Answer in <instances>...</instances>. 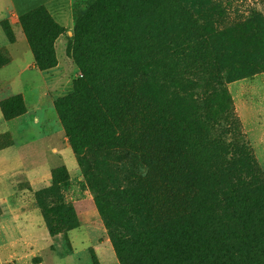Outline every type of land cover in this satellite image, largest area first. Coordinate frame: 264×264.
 <instances>
[{
    "label": "trees",
    "instance_id": "trees-1",
    "mask_svg": "<svg viewBox=\"0 0 264 264\" xmlns=\"http://www.w3.org/2000/svg\"><path fill=\"white\" fill-rule=\"evenodd\" d=\"M209 3L210 0H161L155 39H165L176 25L185 37L199 28L207 36L217 23L201 22L199 17H193V11ZM143 9V5L137 8L139 13ZM19 24L32 50L35 67L43 72L53 68V44L62 28L44 7L22 15ZM119 38L122 42L116 56L123 58L127 38ZM171 40L165 39L166 44ZM140 44L129 47L137 59L145 46ZM102 49L100 58L106 55ZM145 52H155L150 43ZM100 58L97 65L79 67L84 78L73 83L70 94L55 99L54 108L77 165L93 192L118 264H238L242 254L233 245L238 240L246 242L242 246L247 250L251 245L257 248L255 252L264 261V205L253 199L264 191V181L246 174L244 164L253 163L250 152L246 148L236 152L229 147L228 161L238 158L242 166L220 169L209 197L202 189L201 177L206 173L189 153V138L195 132L200 135L206 151L222 145L221 137L209 131L210 119L188 118L185 123H189V128L182 127L158 103L146 102L136 81L139 74L136 77L123 62L111 67L105 58ZM4 62L0 59V66ZM145 70L143 76L148 81L150 72ZM168 105L171 108L173 102ZM181 105L189 109L186 99ZM0 109L6 120L25 112L19 95L1 101ZM60 168L53 172V183ZM37 204L42 209L38 201ZM62 208L55 214L69 231L77 225L64 219L71 209ZM227 209L232 215H226ZM43 218L50 233L48 220ZM230 218L249 225L237 228L234 221L225 222Z\"/></svg>",
    "mask_w": 264,
    "mask_h": 264
},
{
    "label": "rangeland",
    "instance_id": "rangeland-1",
    "mask_svg": "<svg viewBox=\"0 0 264 264\" xmlns=\"http://www.w3.org/2000/svg\"><path fill=\"white\" fill-rule=\"evenodd\" d=\"M141 5L143 13L137 10ZM161 5V0H73V24L67 30L60 29L64 52L60 46L55 48L57 39L53 44L55 66L57 59L61 63L56 75L64 74L63 60L68 58L75 71L73 83L82 80L84 73L79 67L97 65L103 48L106 55L101 58L106 59L108 66L123 62L136 77L139 74L136 81L146 102L158 103L174 115L182 127L189 128V123H185L188 118L210 119L209 131L221 137L222 145L206 151L200 135L195 132L189 138V153L197 167L206 173L201 177L204 193L211 196L220 169L242 166L238 158L231 163L228 161L231 157L229 147L236 152L246 148L253 159V163L244 164L246 174L253 180L260 177L264 181V30L260 27L264 28V0H210L203 9L195 8L193 17H199L204 23L210 20L217 23V27L211 28L205 37L202 28L192 30L188 38L176 30V25L171 28L174 32L165 37L166 41L172 39L168 45L165 39H155L154 26L159 20ZM202 35L203 38L197 40ZM119 36L127 38L128 48L123 58L116 56L122 42ZM148 43L155 52L146 54ZM139 44L145 46L141 58L137 59L129 47ZM166 48L171 51L168 53ZM239 49L241 52L237 54ZM259 51H262L260 55ZM143 64L146 66H139ZM144 70L150 72L148 81L143 76ZM167 73L170 76H165ZM73 83L66 95L72 92ZM185 99L189 109L181 105ZM170 102L173 106L166 107ZM72 160L76 159L70 156L67 164L72 173L60 168L54 175L53 185L35 195L42 205L43 217L48 220L53 248L63 256L61 264H118L93 192L77 161L73 164ZM253 199L264 205V191ZM62 207L71 209V214L64 219L77 226L83 224L71 234V241L67 237V226L58 222L55 214ZM226 215H232L230 209L226 210ZM227 220L225 222L234 221ZM229 225L231 223L226 224ZM234 225L241 228L249 224L242 221ZM245 243L244 240L233 243L242 254L238 264H264L255 252L257 248L251 245L247 250L242 246Z\"/></svg>",
    "mask_w": 264,
    "mask_h": 264
},
{
    "label": "crops",
    "instance_id": "crops-1",
    "mask_svg": "<svg viewBox=\"0 0 264 264\" xmlns=\"http://www.w3.org/2000/svg\"><path fill=\"white\" fill-rule=\"evenodd\" d=\"M72 5L73 0H0V59L5 61L0 66V102L19 95L25 106L23 114L9 120L0 109V264H61L63 259L53 248L35 195L52 186L58 168L72 173L67 164L75 157L54 101L69 93L75 71L64 57L62 75H56L58 59L49 71L37 69L19 18L44 7L67 30L73 24ZM57 46L64 52L62 35ZM82 225L67 231L69 241Z\"/></svg>",
    "mask_w": 264,
    "mask_h": 264
},
{
    "label": "water",
    "instance_id": "water-1",
    "mask_svg": "<svg viewBox=\"0 0 264 264\" xmlns=\"http://www.w3.org/2000/svg\"><path fill=\"white\" fill-rule=\"evenodd\" d=\"M69 35H71V32H68Z\"/></svg>",
    "mask_w": 264,
    "mask_h": 264
}]
</instances>
